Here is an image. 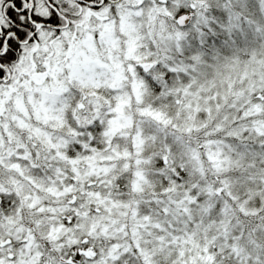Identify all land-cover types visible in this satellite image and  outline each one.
I'll use <instances>...</instances> for the list:
<instances>
[{
    "label": "snow or ice",
    "instance_id": "snow-or-ice-1",
    "mask_svg": "<svg viewBox=\"0 0 264 264\" xmlns=\"http://www.w3.org/2000/svg\"><path fill=\"white\" fill-rule=\"evenodd\" d=\"M0 264H264V0H0Z\"/></svg>",
    "mask_w": 264,
    "mask_h": 264
}]
</instances>
